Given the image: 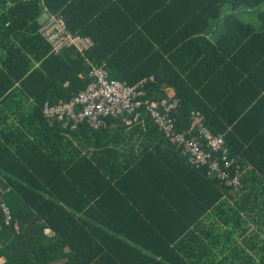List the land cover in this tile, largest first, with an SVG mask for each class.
<instances>
[{"label": "trees", "instance_id": "obj_1", "mask_svg": "<svg viewBox=\"0 0 264 264\" xmlns=\"http://www.w3.org/2000/svg\"><path fill=\"white\" fill-rule=\"evenodd\" d=\"M43 1L49 14H59L52 11L53 0ZM131 1L150 9L123 22L120 15L116 28L137 30L114 49L90 34L89 21L78 27L62 16L60 1L67 29L90 36L94 45L83 53L70 47L52 54L38 33L39 0H0V80L8 81L0 87V175L22 202L13 210L7 204L9 225L0 210V258L4 264H264V83L255 86L254 66L264 23L259 31L253 12L237 13L253 11L264 0H117L123 6ZM225 5L228 15L222 14ZM213 22L223 30L210 41L206 32ZM164 41L171 44L161 46ZM190 48L196 55L186 65L181 53ZM34 62L39 66L30 69ZM90 65L113 70L111 77L129 86L152 77L145 88L149 101L162 87L172 88L178 130L191 138L196 122L203 123L223 137L230 157L239 154V190L225 187L206 167L191 165L143 108L131 119L145 115V128L137 123L135 130L151 139L129 160L119 144L98 147L112 119L97 130L50 124L43 104L65 103L84 89ZM192 69L205 80L236 74L223 91L231 105L241 103L234 115L216 114L189 98V84L176 78L177 71L186 75ZM195 76L191 84L199 87L195 82L202 77ZM13 82L18 85L11 90ZM248 182L257 189L245 193Z\"/></svg>", "mask_w": 264, "mask_h": 264}, {"label": "built area", "instance_id": "obj_2", "mask_svg": "<svg viewBox=\"0 0 264 264\" xmlns=\"http://www.w3.org/2000/svg\"><path fill=\"white\" fill-rule=\"evenodd\" d=\"M38 33L50 46V53L58 54L63 49L73 48L79 53L88 50L92 43L88 39L71 33L65 20L59 14H50L39 22ZM89 83L84 89L62 104L45 102L42 114L50 123H57L62 129L78 131L83 125L90 129H99L106 119L126 121L137 110L143 108L152 124L166 138L182 147L189 163L196 168L206 167L208 175L216 176L220 182L231 190L238 191L240 166L230 157L225 141L221 135L213 133L203 123L194 125L197 135L189 138L187 131H180L175 126L174 112L178 103L173 92L161 89L155 100L149 101L146 83L153 78L142 80L129 86L125 82L113 79L110 72L103 67L90 65ZM198 116V112H191ZM205 148L201 147L200 140ZM221 152L219 158L213 155ZM0 210L4 224L9 225L12 212L9 206L0 201Z\"/></svg>", "mask_w": 264, "mask_h": 264}, {"label": "crops", "instance_id": "obj_3", "mask_svg": "<svg viewBox=\"0 0 264 264\" xmlns=\"http://www.w3.org/2000/svg\"><path fill=\"white\" fill-rule=\"evenodd\" d=\"M60 1H62L61 15L62 16L65 15V17H68L71 23L78 27H83L84 25H88V21H89V23L92 24V29L90 34L96 38L100 37L102 40H106L102 43L106 49H114V47L117 44L121 43L122 41L123 42L121 43V45H123L125 41L128 43L127 40L130 39L133 33H135L137 30L136 29L133 32L128 33V31L130 30V26H126L124 28H116L115 25L117 23H120V19H119L120 15L125 16V18L121 21L123 22V21H127L126 19L132 17V15H138L142 17L145 14H147L148 9H150V7L147 6L144 2L142 4L140 2L138 5H135L133 1H131L130 3L125 2L123 6L121 3H118L117 0H53L50 3L53 9L52 11H55V13H59V14H60L59 12ZM136 1L137 0H134V2ZM38 6L41 8L40 17L37 19V22L39 24V22H42L46 18V15H48L49 13L47 11L46 6L44 5L43 0H39ZM223 10H224L222 13L223 15H228L229 13H231V10L229 9L228 5H225ZM251 12H253L255 15V19H254L255 28L257 30L261 29L264 23V18H262V16L264 15V3L256 7L253 11L250 10L237 11V13H249V14ZM103 15L105 19L102 17ZM101 18L104 19V27L98 30V19ZM208 29L209 30L206 32V37L210 41H214L215 38L218 36L219 32L223 30L220 24L216 25L214 24V22L211 23ZM75 31H78V29H76ZM162 34L163 33H161V36ZM84 38L91 41L92 45H94L93 39L90 36L85 35ZM4 40L5 42L7 41L6 39ZM4 40H2L3 43ZM14 43H16L15 40ZM170 44L171 42L168 41L161 42V46H169ZM154 48L158 49V46ZM182 48L185 47L183 46L180 47L178 51L182 50ZM195 55H196L195 49L190 48L189 51L188 49H185L181 53L180 61L183 60L182 61L183 64L185 63L187 65ZM254 62H255L254 66H255V78H256L255 82L257 83L255 84V86L261 87L262 86L261 84L264 83V44L263 43L258 42L255 47ZM39 64L40 62H34L33 66L30 67V69L37 68ZM194 71L195 70L192 69L188 71L186 75L184 74L182 75L180 74L179 71H177V73L180 75L179 78H176L177 82H180L182 80L183 82L189 84V86L188 85L187 86L192 89V93H189V98H193V99L198 98L201 101V103H203L207 107H210L213 112H216V114L219 113L220 111H223V113H226V115H234L236 110L240 108L241 103H239V101H235L233 104L236 105H231L228 101L227 94L223 95L224 94L223 91L225 89H228L231 82L237 80L236 74L235 73H234L235 75L227 74L225 77L218 75L210 78L209 80H205L203 79L204 77L202 76L203 74L201 72H199L198 74L196 73L194 74ZM110 72L114 76V71L111 70ZM193 76H195L196 78L202 77L200 80L195 82V83L198 82L199 87H196L191 84L194 78ZM7 85H8V81H5L4 79L0 80V87L2 86L6 87ZM17 85L18 82H13L11 90L17 87ZM65 85L66 84H64V86ZM161 89H164L165 91H170L172 88L162 87ZM261 96H263L262 98H264V92H261ZM189 108H190L189 110H195L193 106H190ZM144 116L142 114H139L137 117H133L132 119L131 116L128 117L125 122H123L122 120H109V123H107L106 127L104 128L105 133L99 136L101 138L98 139V147L107 141H110L111 145L119 144L120 146H123L127 150V153H125L126 154L125 160L132 159L133 156L138 154V149L141 147V145H147L151 139L150 136L147 135L143 136L137 133V131L135 130L137 123H140L142 130L145 128L146 122L144 121ZM263 118H264V110L260 114V119ZM254 127L255 129L260 127L258 121H255ZM109 132H111V135L107 137V134ZM233 158L235 160L240 161V156L238 153H236L233 156ZM250 169L251 168L248 166L244 167L243 169L244 174L250 172ZM254 188L255 190L257 189L255 183L253 185L252 182H248L247 186L244 187L243 189L246 193L250 190H253ZM0 200L8 204L12 208V210L13 208L14 209L18 208L22 204L21 199L12 193L11 188L3 181L1 175H0ZM259 205L260 207L263 206L260 203ZM250 220L252 221L253 219ZM206 223H208V219L206 220ZM245 225L248 224L245 223ZM257 263H258V259L255 260V264ZM0 264H4V260H2V258H0Z\"/></svg>", "mask_w": 264, "mask_h": 264}, {"label": "clouds", "instance_id": "obj_4", "mask_svg": "<svg viewBox=\"0 0 264 264\" xmlns=\"http://www.w3.org/2000/svg\"><path fill=\"white\" fill-rule=\"evenodd\" d=\"M48 15H50V14H48ZM47 16V15H46Z\"/></svg>", "mask_w": 264, "mask_h": 264}, {"label": "rangeland", "instance_id": "obj_5", "mask_svg": "<svg viewBox=\"0 0 264 264\" xmlns=\"http://www.w3.org/2000/svg\"><path fill=\"white\" fill-rule=\"evenodd\" d=\"M4 202V201H3ZM5 203V202H4Z\"/></svg>", "mask_w": 264, "mask_h": 264}]
</instances>
